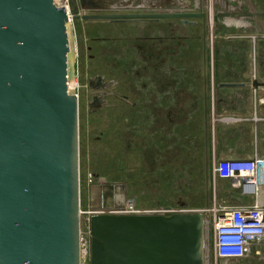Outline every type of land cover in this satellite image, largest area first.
Returning <instances> with one entry per match:
<instances>
[{"label": "rangeland", "instance_id": "374dc122", "mask_svg": "<svg viewBox=\"0 0 264 264\" xmlns=\"http://www.w3.org/2000/svg\"><path fill=\"white\" fill-rule=\"evenodd\" d=\"M56 1L79 98L82 264L96 215L229 205L217 160L240 141L264 148V0Z\"/></svg>", "mask_w": 264, "mask_h": 264}, {"label": "water", "instance_id": "95a60500", "mask_svg": "<svg viewBox=\"0 0 264 264\" xmlns=\"http://www.w3.org/2000/svg\"><path fill=\"white\" fill-rule=\"evenodd\" d=\"M68 22L55 0H0V264H81ZM207 230L201 212L99 214L93 264H206Z\"/></svg>", "mask_w": 264, "mask_h": 264}, {"label": "built area", "instance_id": "2783aa9c", "mask_svg": "<svg viewBox=\"0 0 264 264\" xmlns=\"http://www.w3.org/2000/svg\"><path fill=\"white\" fill-rule=\"evenodd\" d=\"M55 2L58 5L56 0ZM214 174L221 181L229 182L241 199H249L252 203H230L201 212L209 219L213 232V243L208 237L206 264H264V158L257 153L238 157L231 150L222 153V157L217 160ZM127 212L130 213L128 210ZM166 212L172 214L174 210H139L134 214ZM83 214L81 208V264L86 239L90 234ZM91 214L89 212L85 215Z\"/></svg>", "mask_w": 264, "mask_h": 264}, {"label": "crops", "instance_id": "0c3cea01", "mask_svg": "<svg viewBox=\"0 0 264 264\" xmlns=\"http://www.w3.org/2000/svg\"><path fill=\"white\" fill-rule=\"evenodd\" d=\"M223 87V86H222ZM224 88V87H223ZM224 89H230V88H224ZM236 89V88H235ZM240 90H243V88L241 87ZM257 105L259 106V109H263L262 107L264 106V100L262 99H257ZM264 115H260V117H263ZM263 122V121H261ZM263 127V126H262ZM236 156L238 157H247V156H251L252 154H264V148H260L259 146H252L250 148V150L248 151V148H247V145L244 143V142H241L240 143H237L234 147H233V150H232ZM239 203H242V204H250L252 203L249 199H241L240 196H234V199L233 201L231 202V204H234V205H238Z\"/></svg>", "mask_w": 264, "mask_h": 264}, {"label": "bare ground", "instance_id": "6f19581e", "mask_svg": "<svg viewBox=\"0 0 264 264\" xmlns=\"http://www.w3.org/2000/svg\"><path fill=\"white\" fill-rule=\"evenodd\" d=\"M243 22V21H242ZM244 23V22H243ZM233 24V23H232ZM237 24V23H236ZM239 24V23H238ZM241 24V23H240ZM71 36V35H70ZM73 39V38H72ZM71 40V39H70ZM74 43V42H73ZM70 44H71V49H72V43L70 42ZM74 50V49H73ZM72 54H73V52H72ZM75 57V56H74ZM68 58H69V63H70V60H71V54H69V56H68ZM73 58V57H72ZM73 61V60H72ZM71 61V62H72ZM73 64V63H72ZM70 67H71V65H70ZM71 77V76H70ZM73 81V80H72ZM78 82V81H77ZM75 86V85H74ZM69 87H70V92L73 94V89H72V85L71 84H69ZM116 190H117V188H116ZM118 209V208H117ZM119 209H121V208H119ZM201 212V211H200ZM208 225V224H207Z\"/></svg>", "mask_w": 264, "mask_h": 264}]
</instances>
